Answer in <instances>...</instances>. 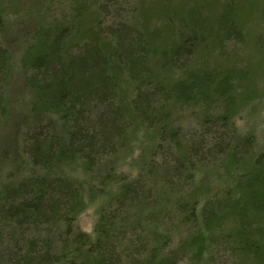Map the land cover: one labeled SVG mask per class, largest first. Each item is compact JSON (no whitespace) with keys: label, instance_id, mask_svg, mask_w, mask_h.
<instances>
[{"label":"rangeland","instance_id":"1","mask_svg":"<svg viewBox=\"0 0 264 264\" xmlns=\"http://www.w3.org/2000/svg\"><path fill=\"white\" fill-rule=\"evenodd\" d=\"M206 61L231 70L225 95L194 80L174 101L168 78ZM257 162L264 0H0V264H263ZM37 181L39 208L6 221Z\"/></svg>","mask_w":264,"mask_h":264},{"label":"trees","instance_id":"2","mask_svg":"<svg viewBox=\"0 0 264 264\" xmlns=\"http://www.w3.org/2000/svg\"><path fill=\"white\" fill-rule=\"evenodd\" d=\"M236 11V10H235ZM221 29H224L222 27V25L220 26ZM222 30L219 32L221 33ZM229 34H227L226 36H228ZM226 37V38H227ZM200 39H203L202 37ZM221 40L224 42L225 39L223 37H220L219 35H217V40L216 42H221ZM206 42V39L203 40V42ZM59 46V43L58 41L56 43H54V47L52 48V54H54V52L56 51V49L58 48ZM193 46V45H192ZM207 46V45H206ZM212 48V47H211ZM101 50V49H100ZM101 52H104L105 54L107 53L106 49H105V46L102 47V50ZM156 53H158V55L161 57V58H165L168 60V55L170 53V51L168 50L167 47L165 48H157L156 49ZM106 57V56H105ZM40 59H36L35 62L39 63L40 64ZM168 62V61H167ZM209 61H206V64L204 66V68H200V69H197L195 68L194 70H196L197 72H192L190 74H186L188 76H184V75H176V74H173L171 77L168 78V80L166 81V86L168 87V92L170 93V95L173 96L174 98V101H182L184 103L186 102H189L193 97H194V88H196L195 85H193L194 83V80H197V81H201V82H206V83H212L214 84L215 86H218L219 88L222 87L224 89H222L221 91L218 92V94L220 96L222 95H225L224 93L229 89L227 87L224 86V84L230 79L231 77V70L229 68H225L222 65H218V68H214L212 66H210L209 64ZM168 67V64L166 63V68ZM207 67V68H206ZM199 71H203L205 74L204 76H199L198 75V72ZM66 96H67V91L66 90H63L61 92V96H60V100L61 102H63V100L66 99ZM41 100V99H39ZM168 122L166 121L164 124H167ZM175 136V135H173ZM255 166L257 167V169H255L258 173H255L253 174L252 176H250L248 179L249 181H251L253 184L255 182V180L257 179V177H261L264 175L263 171H264V165H262L261 162H257L255 164ZM250 184V185H251ZM34 188L37 190V194L34 195L29 191H27V193L25 195H23L22 197H19L17 199H15L12 203H10L11 205H8L6 204L2 214L4 216V219L7 221V220H12V219H21V216L23 215H28L29 213H33L35 212L38 208H39V203L37 201H40L41 200V197H40V194L38 193L40 190H41V187H40V184L39 182H29V183H21L19 185V190H25V188ZM14 189L12 188H9L7 191H6V199H13L14 197H16L14 195ZM255 189H252V192H254ZM16 193V192H15ZM33 195V196H31ZM29 196V197H28ZM31 196V197H30ZM244 197V196H243ZM33 198V199H32ZM253 202H259V200H264L261 196H260V189L258 190V193H257V196L255 197H252L251 198ZM248 201H247V198L244 199L242 198L241 201L234 206V208H241V207H247L248 206ZM74 216L73 215H70V214H66L65 217H64V221L66 222L65 224L68 226L67 228V231L70 230V221H72L76 216H75V211H74ZM4 221V222H6ZM100 232V236L99 238L101 239V237H104L106 236V231L101 229L99 230ZM248 234V231L246 230H241L239 231L238 233H235L234 235L233 234H229L227 235L228 239L232 242H235V243H238V247L242 246L243 245V248H246V247H249L250 246V241L248 238H246ZM243 238V239H242ZM260 243V244H259ZM257 243L255 249H259L260 246L262 247L263 245V242H259ZM252 246V245H251ZM78 249H74L72 248L68 255H66L64 257V255L60 256V258H58V263L60 264H77L73 261V258L70 257V255H74V253L77 252ZM246 250V249H244ZM263 251V249H259V251L256 252L255 256H254V259H259L258 257V254L259 252ZM88 255H87V259L86 261H84L82 264H90V261L92 260L91 259V253L90 251L87 252ZM26 257H25V260L26 262H30L33 260V255L31 254V252H26ZM69 257V258H68ZM65 258V260H64ZM155 259V258H154ZM154 259H151V261L149 260L148 264H164L162 262H159V261H153ZM164 260V259H163ZM64 261V262H63ZM259 263V262H258ZM262 263V262H260ZM166 264V263H165ZM264 264V263H263Z\"/></svg>","mask_w":264,"mask_h":264}]
</instances>
